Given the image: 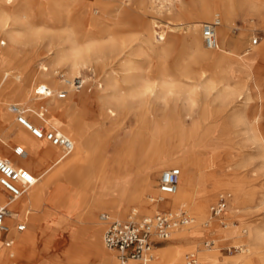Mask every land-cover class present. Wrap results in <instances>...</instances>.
Returning a JSON list of instances; mask_svg holds the SVG:
<instances>
[{"label":"bare ground","instance_id":"6f19581e","mask_svg":"<svg viewBox=\"0 0 264 264\" xmlns=\"http://www.w3.org/2000/svg\"><path fill=\"white\" fill-rule=\"evenodd\" d=\"M13 1L0 0V31L7 40L3 41L8 50L17 46L26 49L27 52L16 70L9 67L7 59L0 64V132L3 135L0 137V157L7 159L16 167L26 168L38 178L26 192L13 199L0 187V206L7 205L9 209L4 221L8 227L7 236L12 238V245L5 246L0 231V264H118L116 254L114 257L104 249L106 247L102 239L104 223L100 220V215L96 219V213L109 211L111 213L108 214L109 217L125 219L121 213L126 204L135 201L138 187L127 180L121 188H115L113 179L115 173L112 172L111 180L103 175L100 168L106 159L102 150L94 157L91 150L97 145L92 141L94 140L91 139L92 135L89 136L85 132L82 117L86 114L94 116L93 106L97 108L106 106L108 117L116 116L124 100L123 94L120 93L123 85L130 88L127 92L129 96L141 101L147 95L158 97L180 94L188 101H193L195 95L205 97L213 95L214 100L219 102L217 116L222 118V121L213 123L209 129L200 130L197 121L201 119L204 121L208 116H199L194 120L193 129H181L178 135L179 143L182 144L184 135L191 136L196 133L199 142H204L198 146L199 150H203L202 153L181 154L175 160L169 155L162 157V152L158 148L147 150L146 147H142L141 153L146 160L139 167L143 172L140 185L143 201L139 212L150 214L152 208L156 210L159 207L181 206L187 213L189 211L188 214L193 218L191 223L173 231L172 239L179 243L172 244L166 249L161 264H188V254H195L201 264H217L218 258L214 253L216 249L206 251L214 245L216 238L211 240L213 242L211 247L204 249H194L191 242L208 234L231 235L236 227L233 226V219L238 218L240 210L249 207L264 208V184L258 189L252 185L249 187L250 179L240 173L239 169L241 165L246 164L245 160H241V164L236 163V167L228 170L234 163L231 153L233 151H230L235 148L232 137L234 132L244 134L253 141L264 167V134L260 132L261 112L254 104V101L261 97L264 82V39L249 53V50L243 48L244 31L231 36L227 30L236 10L243 11L252 21L255 15L264 30V16L259 0H215V7L208 0H203L199 3V17L202 20H191L192 12L188 8L163 16L167 24H172V19H187L177 24L185 23L188 26L184 43L189 56L182 65L174 67L173 71L177 73L174 77L167 68L156 71L148 68L142 76L139 75L137 65L133 60H128L129 42L124 38L111 37L107 42L94 38L83 39L84 34L78 30L75 14L84 9H93L84 0H47L51 7L53 22L61 26L58 35L52 36L46 48L41 50L35 43L41 32L35 30L31 24L33 16L29 1L23 0L20 1L22 3L20 5L14 4L15 12L3 11V2ZM67 5L70 6L68 10ZM126 12V8L120 7L115 17L120 19ZM214 15H220V18ZM202 21L218 23L217 47L214 49H204L202 46L198 32V27L204 23ZM154 26H156L154 22L149 24L146 30L148 35L143 40L145 53L149 57L160 56L163 53V49L159 48V41L152 35ZM161 31L160 41H165L167 32ZM107 47L111 51L120 49L116 59L121 69L119 76L115 75L117 70L112 65H109V71L105 68L111 63L105 62L107 58L104 56V50ZM217 50L220 52L216 53ZM33 53L45 54V58L38 62L36 68L31 67L30 55ZM92 63L101 68V80L97 89L90 94H86V91L76 94L74 90L77 86L73 83L76 76L73 75L78 73L80 67L90 66ZM198 63L206 64L209 73L192 67ZM58 66H66V73L71 79L56 78L54 67ZM80 81L82 88L86 80ZM43 85L48 88L45 94H36L35 88L37 86L41 88ZM28 93H31L32 97ZM61 94L66 95L70 101L83 97L87 105L77 109L76 114L70 104L65 105L57 99ZM5 103L9 111L11 104H20L27 108L25 116L34 126L42 129L53 128L66 135L72 144L71 150L63 154L61 147L43 138L34 137L19 123L18 125L24 127L31 135L21 128L11 140L8 139L11 132L10 123L13 122L10 120L11 115L3 109ZM232 107L233 109L226 115L228 111L226 108L230 110ZM45 115L50 116L53 123ZM46 122L49 128H46ZM80 138L82 139L80 145L76 144ZM12 143L16 145L13 146ZM179 146L177 152L193 147ZM16 147L22 149L21 156L15 153ZM222 157L227 161L225 166L219 163ZM96 159L100 166L97 167V171ZM116 162L118 174L129 176L136 157L130 152L126 157L116 159ZM172 164L177 165L181 171L177 189L172 194H161L154 182L155 173L162 172V169ZM150 168L154 170L150 172ZM100 181L102 183L109 181L110 185L112 184L111 190L100 191L97 186ZM48 184L53 185L52 191L48 190ZM225 188L234 195L230 209L226 215L212 219L215 217L208 215V203L214 199L217 191ZM242 188L244 198L241 197ZM43 194L47 197L41 199L42 201L38 200L37 197L41 198ZM158 197L163 200L156 201ZM130 211L138 212L134 208ZM20 219L26 224L21 231L16 227V222ZM242 230L247 235L245 237L239 235L237 238L238 242L247 245L245 248L247 253L240 255L238 264H254L258 243L264 238V227L260 224H249L242 227ZM190 248L194 250L188 252L184 260L183 251ZM237 249L244 251L242 246ZM159 250L155 247L154 254H158ZM260 259L264 262V254ZM154 260L155 256L150 264Z\"/></svg>","mask_w":264,"mask_h":264},{"label":"rangeland","instance_id":"374dc122","mask_svg":"<svg viewBox=\"0 0 264 264\" xmlns=\"http://www.w3.org/2000/svg\"><path fill=\"white\" fill-rule=\"evenodd\" d=\"M20 1L22 2L23 0L3 2V11L15 12L14 4H22ZM28 1V5L33 16V18L31 19V24L35 30H39L41 32L40 35L37 36L35 43L36 46L39 47V49L43 50L46 48L49 39L52 36L56 37L55 35H58L59 27L61 25L59 23L53 22L51 18V7L48 5L47 0ZM84 1L88 5L92 6L93 9H84L75 14V17L79 22H77L78 30L80 33L84 34L83 39L94 38L104 42H107V40L111 37H115L117 39H126L129 42L128 49L126 47L128 60L134 61V63L139 68L138 72L141 76L148 68L154 71L160 68H167L168 71H170V74L174 77L177 75V73L173 71L174 67H176L177 65H182L189 56L184 43V35L188 31V26L185 23H183L182 25L177 24L178 22H185L187 19H172V24H167V21L163 18V16L168 13H174L177 10H184L188 8L192 12L191 20H202V18L199 17V3L203 0H124L123 3H121L120 0ZM208 1L211 2L214 7L216 6L214 2L215 0ZM259 6L261 7V11L264 16V0H259ZM120 7L126 8L127 12L122 18L117 19L115 17V14L120 9ZM69 8L70 6L67 5L66 9L68 10ZM216 16L220 18V15H214V17ZM154 17H156V19ZM253 20L254 21H252V19H250V16H247L243 11L236 10L233 15L232 22L227 27L228 34H230L231 36H236L240 33V31H244L245 34L243 37V48L249 50V53L254 50V46L259 45L264 39V30L262 24L259 23V20L255 15H253ZM151 22H154V24L156 25L154 26V32L152 35L156 41H159V48L163 49V53L160 56L153 55L149 57L145 53L143 40L148 35L146 30L147 28H149V24ZM168 25L172 27H169ZM161 30H165L167 32V38L165 41H160V33L162 32ZM198 32L201 37L203 48L207 49L202 42L201 24L198 27ZM254 38H257V43L251 45V40H253ZM3 40L5 42L7 41L6 38L3 37V33L0 31V64L2 65L7 59L6 62L9 63V67L13 70H16V68L23 60L27 50L17 46H14L11 50H8ZM119 50L120 49L117 48L111 51L110 49H108V47L104 50V56L107 58L105 62L111 61V63H108L105 68L109 71V65H112V67L116 68L117 70V73L115 74L116 76L120 75L119 70H121L119 61H116L119 56ZM215 52L219 53L220 50H217ZM44 58L45 54H31V67L36 68L38 62ZM192 67L195 70H199L202 72L205 71L206 74L209 73L208 66L206 64H193ZM100 71L101 68L98 67L96 63H92L87 67H80L78 73L73 76H76V78H79V80L85 79L86 82L83 84L82 88H76L74 92L76 94H80L83 91H86V94L94 92L101 80ZM66 72V66L54 67V75L60 80L71 79V77ZM62 84L65 83L62 82ZM129 89L130 88L125 85L121 87L120 93L123 94L124 100L119 106L116 116L108 117L106 113V106L101 108L93 106L92 109L95 110L94 116L86 114L84 117H82L85 132L89 134V136L92 135L91 139H94L92 141L97 145V147L94 145V148L91 150L94 152V157H97L99 150H102L104 158L106 159L105 164H102L100 168L102 169L101 171L103 175L105 174L107 179L111 180L112 172L115 173V176L113 177L115 188H121L127 180H129L132 185L136 184L138 187L136 188L137 197L135 201L126 204V208L121 213L123 218L127 217L128 214L132 212L130 211V209L132 208L138 210V215L145 214L144 212H139L140 204L143 201L140 193L141 175L143 172L141 169H139V167L146 160V158L143 157V153H141L142 147H146L147 150L158 148L159 151L162 152V157H166L167 155H169L170 157H172V159L175 160L181 154H200L203 152V150H199L198 146L203 144L204 142H199V136H197L196 133L191 136L186 134L183 136V143L180 144V139L178 138L180 131H182L183 129H193L195 125L194 120L199 116H208V118L204 121L201 119L203 122L201 120V122L197 121V127H200V130L209 129L210 126L213 125V123L216 124L222 121V118H219L217 116L219 102L214 100L213 95L207 97L202 95H195L193 97V101L186 100L184 96L180 94L164 96L162 95L158 97L147 95L145 98H142L144 100L141 101L138 98L129 96L127 93ZM28 95L32 97L31 93H28ZM57 99L59 101H62V103L65 105L70 104L72 106L71 108L75 110L74 113L76 114H78L77 109L81 108L84 105H87L86 102L83 101V97H78L77 99L70 101L69 98L66 97V95L61 94V96H58ZM10 101L12 102V100ZM20 102L23 103V101ZM30 104L31 103L29 102L28 106H30ZM254 104L259 108L261 112L260 132L264 134V82L262 86L261 97L254 101ZM7 106V103H5L3 105V109L11 115L10 120L14 123H10L11 132L8 134V139L11 140L14 137V134L21 128L24 129L29 135H31V133L24 127L18 125L15 120V116L7 109ZM232 109L233 107L230 110L226 108V110H228L226 115ZM45 117L50 122H52L50 116L45 115ZM48 122L45 123L46 128H49L47 126ZM142 129L143 131H141ZM1 136L3 135L0 132V137ZM232 137L234 140L233 143L235 148L230 151H233L231 153L233 155L234 163L231 164L232 166L228 167V170L236 167V163L238 164L241 160L244 159L246 164L241 165L239 169L240 173L241 175L243 174L248 179H250L249 187L252 185V187L258 189L259 186L264 184V167L262 166V158L260 157L253 141L248 139L244 134L234 132L232 134ZM81 140L82 139L80 138L79 142L76 144L80 145ZM12 145L14 146L16 145V143H12ZM179 145H181L183 148L184 146L190 145H193V147H191L189 150H181L180 152H177L178 147H180ZM130 152L133 153L136 157V162L132 166L133 168L130 170V175L127 176L118 174L119 172H117L118 165L116 159H118L119 157L124 158L129 155ZM95 162L97 171V167L99 168L100 166H98L97 159ZM219 163L221 164V166L227 165L225 157L220 158ZM170 167H177V165L172 164L170 165ZM153 170L154 169L150 168V172H152ZM160 173L161 171L155 173L154 182L156 184V187ZM40 180L41 179H39L38 182H40ZM111 185L109 181L105 183H102V181H100L97 184L100 191L111 190ZM48 190H53L52 184H48ZM224 192L230 194V200L225 211L220 215L221 217L228 213L232 200L234 199L233 193L227 188L219 190L216 192L214 199L208 203L209 208L210 205L214 204L217 201L218 196ZM46 197L47 195L43 194L41 198L37 197V199L42 201L41 199H44ZM241 197H245L243 188ZM156 210L152 208V212L150 214L154 213ZM103 212L111 215L109 211H99L96 213V219ZM188 213L190 214L189 211ZM216 218L218 217L212 219ZM249 224H260L262 227H264V208L249 207L247 209L240 210L238 218L233 219V226L236 225V227L232 231L231 235L219 236L215 234H208L203 237L194 239L191 242L192 246L194 249H204L205 241L216 238L217 240L216 242H214V245L209 249L207 248L208 250L206 251H209L210 249H216V252L214 253L218 258L217 264H238L241 259L240 255H245L247 253L245 250V248H247V245H243V243L238 242L237 237L239 235H244V237L247 235L246 232H243L242 227H245ZM102 225V227L104 228V224ZM173 235L174 232L171 234L170 238L167 241L161 242L156 245L160 250L158 251V254H154L155 260L152 264H161L162 260L165 257L164 253L166 249H168L172 244L179 243V241L172 239ZM2 236L3 234L1 235V237ZM2 239H4V236L2 237ZM239 246H242L244 251H240L239 249H237ZM104 249L107 252L112 253L115 257L114 252L108 250L106 247H104ZM194 249L190 248L183 251L184 260H186V254ZM262 254H264V238L258 243L256 256L253 260L254 264H264V262H262L260 259V256Z\"/></svg>","mask_w":264,"mask_h":264},{"label":"built area","instance_id":"2783aa9c","mask_svg":"<svg viewBox=\"0 0 264 264\" xmlns=\"http://www.w3.org/2000/svg\"><path fill=\"white\" fill-rule=\"evenodd\" d=\"M215 21L204 22L201 24V36L203 45L207 49L217 47ZM257 43V38L251 41V45ZM74 85L79 88L81 81L76 78ZM48 90L46 86H37L34 90L36 94L44 95ZM10 111L15 115L17 123L29 130L34 137L45 139L51 144L62 148L63 154L68 153L72 144L69 138L55 129H42L30 123L25 113L27 108L20 104H11ZM15 153L21 156L23 151L16 147ZM181 171L179 167H169L160 173L157 187L161 194H172L176 191ZM37 176L23 167H16L7 159L0 157V187L7 192L10 198H17L26 192L37 181ZM229 193H221L217 201L209 207L210 217H218L224 212ZM158 197L156 201H162ZM9 213L7 205L0 206V231L5 235V246L12 245V238L7 237L8 227L5 224V218ZM100 220L104 223L102 239L106 248L116 254L118 264H150L154 258V248L157 244L167 241L172 232L193 221V218L187 213L184 207H162L152 214L138 215V212L132 211L125 219H113L107 213H101ZM25 221L16 222L18 230L25 228ZM213 242L207 240L205 247H211ZM188 264H201L195 254H188Z\"/></svg>","mask_w":264,"mask_h":264},{"label":"crops","instance_id":"0c3cea01","mask_svg":"<svg viewBox=\"0 0 264 264\" xmlns=\"http://www.w3.org/2000/svg\"><path fill=\"white\" fill-rule=\"evenodd\" d=\"M34 175H35V174H34ZM159 208H162V207H159ZM18 221H20V220H18ZM2 234H3V232H2ZM3 236L5 237L4 234H3ZM3 236H2V237H3ZM6 236H7V235H6ZM2 237H1V238H2ZM7 237H10V236H7ZM2 240H4V239H2ZM156 247H157V246H156Z\"/></svg>","mask_w":264,"mask_h":264}]
</instances>
